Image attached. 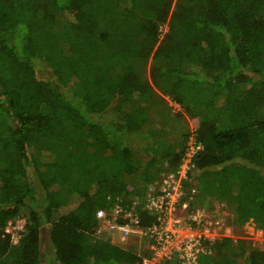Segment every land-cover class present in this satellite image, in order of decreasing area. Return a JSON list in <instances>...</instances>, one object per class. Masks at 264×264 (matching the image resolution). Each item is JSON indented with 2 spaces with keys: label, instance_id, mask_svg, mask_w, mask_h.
Returning a JSON list of instances; mask_svg holds the SVG:
<instances>
[{
  "label": "trees",
  "instance_id": "trees-1",
  "mask_svg": "<svg viewBox=\"0 0 264 264\" xmlns=\"http://www.w3.org/2000/svg\"><path fill=\"white\" fill-rule=\"evenodd\" d=\"M165 97L197 120L176 143ZM190 137L195 207L264 231V0H0V264H44L45 243L51 264H142L148 240L95 236L96 212L141 203ZM210 248L200 263L264 264V244Z\"/></svg>",
  "mask_w": 264,
  "mask_h": 264
},
{
  "label": "built area",
  "instance_id": "built-area-1",
  "mask_svg": "<svg viewBox=\"0 0 264 264\" xmlns=\"http://www.w3.org/2000/svg\"><path fill=\"white\" fill-rule=\"evenodd\" d=\"M200 150L190 137L184 159L175 172L161 174L148 185L145 197L130 204L115 203L109 216L103 210L96 212V218L103 227L96 229L95 236L107 232L119 242L128 240H148L150 256L142 259V264H202V256L212 254L210 244L219 230L228 231L221 218L211 216L203 208L195 207L193 195L187 194L184 183L191 170V159ZM139 211H146L155 217L150 226L140 225ZM8 224L6 232L12 242L17 243L23 226ZM104 228V229H103Z\"/></svg>",
  "mask_w": 264,
  "mask_h": 264
},
{
  "label": "rangeland",
  "instance_id": "rangeland-1",
  "mask_svg": "<svg viewBox=\"0 0 264 264\" xmlns=\"http://www.w3.org/2000/svg\"><path fill=\"white\" fill-rule=\"evenodd\" d=\"M163 31H166V27L162 28V32ZM38 74L44 75V71L42 69H39ZM44 76H46V74ZM164 100L166 101V104L168 107L167 110L168 112H170L169 113L170 115H175V113H182L181 118L171 117V119L173 120H170L169 122L167 121L165 123V126L168 128L170 134L166 136L165 135L161 136V139H163V141H172V143H176L177 140L178 141L182 140L183 135L191 134V131H193V128H195L197 125V120L190 119L187 115L183 113L182 109L179 106L175 105L168 98L165 97ZM133 137L136 138L134 145H132V147L135 149L134 154L136 158L138 159V161L146 159L144 154H142L141 152V147L143 143H145V140L141 139L138 135H135ZM188 141H187V144H188ZM200 208H203L206 211H208L211 216L221 218L222 221L224 222L225 227L227 226L230 227L229 222L232 219V216L230 214L229 207L228 205L225 204V202H217L213 200L209 207L205 206L204 208V206H201ZM16 223L18 224L17 226L21 227V226H24L25 220L20 218L16 220ZM215 238L218 240L222 238L245 239L247 241H250L252 245H259V244H264V231L257 229L255 224L252 222V220H250L241 227H237V228L230 227L228 231L219 230L216 233ZM136 241L137 240H128L127 242L122 243V242H119L117 238H114L113 243L115 245L127 247V246H134L135 243L139 242V241L137 242ZM42 250H43L42 254L45 258L44 264H51V261H50L51 252H50L49 246H47L46 243L42 246ZM175 263H176V256L174 257L172 264H175Z\"/></svg>",
  "mask_w": 264,
  "mask_h": 264
},
{
  "label": "crops",
  "instance_id": "crops-1",
  "mask_svg": "<svg viewBox=\"0 0 264 264\" xmlns=\"http://www.w3.org/2000/svg\"><path fill=\"white\" fill-rule=\"evenodd\" d=\"M110 241H111L112 244H114V243H113V242H114V238H113V237H112V239H111Z\"/></svg>",
  "mask_w": 264,
  "mask_h": 264
}]
</instances>
